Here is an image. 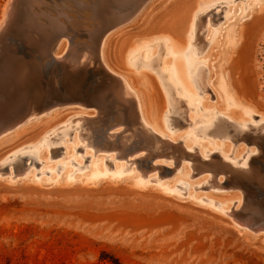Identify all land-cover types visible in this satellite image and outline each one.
<instances>
[{"label": "rangeland", "instance_id": "374dc122", "mask_svg": "<svg viewBox=\"0 0 264 264\" xmlns=\"http://www.w3.org/2000/svg\"><path fill=\"white\" fill-rule=\"evenodd\" d=\"M166 39L182 47L172 52ZM17 69H34L50 107L0 135V264H264V228L253 227L264 222V0H0L1 104L15 98ZM118 77L132 107L116 99ZM174 98L177 131L166 119ZM139 109L195 161L143 148ZM120 140L122 150L107 148ZM218 156L260 176L247 188L205 171Z\"/></svg>", "mask_w": 264, "mask_h": 264}, {"label": "bare ground", "instance_id": "6f19581e", "mask_svg": "<svg viewBox=\"0 0 264 264\" xmlns=\"http://www.w3.org/2000/svg\"><path fill=\"white\" fill-rule=\"evenodd\" d=\"M15 1V0H14ZM123 1V0H122ZM132 1V0H131ZM20 2V1H19ZM91 2V1H90ZM121 2V1H120ZM16 3V2H15ZM11 4H12V2H11ZM90 4V3H89ZM100 4V3H99ZM140 4H141V2H140ZM10 5V4H9ZM13 5V4H12ZM18 5H20V3H18ZM17 7V6H16ZM15 7V8H16ZM10 7H8L7 8V11H8V20L10 19L11 20V18H12V16H13V9H15L14 7H13V9L11 8V10L9 11L8 9H9ZM143 8V7H142ZM136 9V8H135ZM114 10V9H113ZM141 10V9H140ZM126 11V10H125ZM116 12H117V10H116ZM119 12V11H118ZM118 12H117V14H118ZM15 13V12H14ZM130 13V12H129ZM132 13V12H131ZM16 14V13H15ZM14 14V15H15ZM111 14V13H110ZM137 14V13H136ZM116 15V14H115ZM16 16H17V14H16ZM118 16V15H117ZM194 16H195V14H193V16H191V21H192V18H194ZM133 17H135V16H133ZM14 18V17H13ZM114 18V17H113ZM15 20H16V18H14ZM14 19H12V22H13V20ZM115 19V18H114ZM123 19V18H122ZM99 20V19H98ZM202 15L201 16H199L198 17V20H196L195 21V27L197 28V32L195 31V34H196V36L199 38L200 37V35L201 34H199V30L200 29H202ZM10 22V21H9ZM124 22V21H123ZM211 22H212V24L213 23H215V21H212L211 20ZM11 23V22H10ZM100 23V22H99ZM36 24V23H35ZM98 24V23H97ZM17 26V25H16ZM96 29V28H95ZM202 30H200V32H201ZM52 36V35H51ZM98 36V35H97ZM104 36V35H103ZM97 38V37H96ZM54 39V38H53ZM98 39V38H97ZM167 41H168V43H170V46H169V49L172 51V52H178L179 50H180V48L182 47V44L181 43H178V42H176L175 40H173V41H169L168 39H166ZM89 41V40H88ZM104 41H106L105 39L104 40H102V42L99 44V49H98V57L100 58V61H103V56H102V47H103V45L105 44V42ZM201 41H202V38H201ZM94 42V41H93ZM203 42V41H202ZM201 42V43H202ZM50 43V42H49ZM200 42H199V39H198V43L195 45V48H198V49H203L204 51L207 49L206 47L207 46H205L204 44H201ZM95 44V43H94ZM206 48V49H205ZM203 51V52H204ZM54 52V51H53ZM43 53H45V52H43ZM48 54V53H47ZM83 54V53H82ZM91 54V53H90ZM43 55V54H42ZM12 56V55H11ZM10 56V57H11ZM45 56V55H44ZM47 56V55H46ZM90 56V55H89ZM187 55H183L181 58L184 60V61H187V60H185V59H187L188 57H186ZM83 57H85V60L87 59V56L85 55V56H83ZM82 57V58H83ZM14 58V57H13ZM16 58V57H15ZM44 59V58H43ZM76 59V58H75ZM92 59H94V57H92ZM15 60V59H14ZM19 60H20V58H19ZM24 60V59H23ZM91 60V59H90ZM16 61H17V59H16ZM27 61H29V59L27 60ZM67 61V60H66ZM73 61V60H72ZM95 61V60H94ZM12 62H14L13 61V59H12ZM29 62H32L31 60L29 61ZM104 62V61H103ZM21 63V62H20ZM80 63H83V62H80ZM86 63V62H85ZM88 63V62H87ZM91 63H92V61H91ZM30 65H31V63H29ZM67 64H71V63H67ZM89 64H90V61H89ZM102 64V63H101ZM105 64V63H104ZM17 65V64H16ZM27 65V64H26ZM36 65V64H35ZM75 65H76V63H75ZM65 66V65H64ZM83 66V65H82ZM102 66H103V64H102ZM156 66H158V65H155V66H153L152 68H154V67H156ZM29 67H31V66H29ZM69 68H71L70 67V65L68 66ZM104 67V69H106L105 67L106 66H103ZM23 68V67H22ZM32 68V67H31ZM36 68V67H35ZM65 68V67H64ZM69 68H67V69H69ZM73 68V67H72ZM198 68H200V66H198ZM26 69H27V66H26ZM29 69V68H28ZM66 69V70H67ZM108 69V68H107ZM12 70V69H11ZM46 70V69H45ZM45 70H44V72H45ZM187 70V69H186ZM20 71V72H19ZM65 71V70H64ZM78 71V70H77ZM108 71H110V74H111V70H109L108 69ZM177 71H179L178 69H177ZM15 72V71H14ZM13 72V73H14ZM81 72H82V70H81ZM76 73V72H75ZM65 74H66V72H65ZM206 74H207V71H206V69H204L201 73H200V75H199V79H197V83H196V85H198V87L199 88H201L202 90H203V93L204 92H208L209 91V89H208V87H206V83H205V80H206ZM13 75V74H12ZM176 75V74H175ZM10 76V75H9ZM15 77V79H14V83L16 84V87L15 88H13V91H14V89L16 90V92L17 93H15V95H14V97L15 98H13V99H11V100H8V101H11L10 103L9 102H4L3 103V101H2V104L0 103V135L3 133V131L4 130H6V129H8V128H10L11 127V129H12V126L13 127H15V125L19 122V121H21V119H23L24 120V118L25 117H29V115H31V117H33V114H35V116H36V114L38 113V112H42L43 111V114L44 113H47L48 111V108L47 107H50V105L49 106H44L43 105V99H42V94H43V91H42V94H41V92H39L38 90H37V88L35 89L34 87H33V84L36 82V78H37V74H36V72L34 71V69H31V70H26V73L25 72H22L20 69H17L16 70V72H15V75H14ZM43 76V75H42ZM11 77V76H10ZM9 77V78H10ZM41 78V77H40ZM60 78V77H59ZM64 78V77H63ZM62 78V79H63ZM114 78V77H113ZM176 80H178V82L180 83V79H178V78H176ZM39 81V80H38ZM117 81V92L115 91V93H116V97H118V98H116V99H118L121 103H123V104H125V105H128V106H131L132 107V105H133V102L131 101V99H130V97L129 96H135L136 97V95H135V93L127 86V84L123 81V80H121V78H119L118 77V79L116 80ZM7 82V81H6ZM124 82V83H123ZM8 84V83H7ZM115 84V83H114ZM10 85V84H9ZM35 85H37V84H35ZM66 85V84H65ZM77 86V85H76ZM37 87V86H36ZM72 88V87H71ZM7 90V89H6ZM11 90V89H10ZM107 91V90H106ZM12 92V91H11ZM15 92V91H14ZM95 92V91H94ZM114 92V91H113ZM171 92H175V90L174 89H172L171 90ZM44 93H46V91L44 92ZM6 94V93H5ZM47 94H48V97L50 98L51 96L50 95H52L53 93H51L50 92V90L47 92ZM104 94V93H103ZM134 94V95H133ZM71 95H73V89H68L67 88V91H66V96H71ZM96 96V95H95ZM89 97V96H88ZM11 98V97H10ZM132 98V97H131ZM133 99V98H132ZM136 99H137V97H136ZM72 100V99H71ZM138 100V99H137ZM89 101H95L94 99H92V98H90V100ZM231 101H232V104L231 105H239V107L241 108V109H243L244 110V113L247 115V116H251L252 115V118L254 117V115H253V110H252V108L251 107H249V106H245V105H243L242 103H240L239 101H234V98H231ZM95 102H97V101H95ZM181 102V101H180ZM179 102V100L177 99V98H174V99H172V112H170L169 114H167L166 115V119H167V123L169 124L168 125V128L170 129V130H173V131H177L176 130V127L175 126H173L172 124V121H171V115L173 114V113H175V111H176V109H178L179 108V105L181 104ZM132 103V104H131ZM133 107H135V106H133ZM181 107V106H180ZM138 107H136V109H137ZM139 108H140V106H139ZM182 108V107H181ZM52 109V108H51ZM128 109V108H127ZM130 110V109H129ZM140 110V116H141V118H142V120H143V122H144V124H143V122L141 121V119H139L138 117H136L135 115H134V111L135 110H133V112H132V116L134 117V123H137V124H140L142 127V129H140V130H143V132H144V134H145V137L147 138H145L146 140L145 141H143V142H141L140 143V145L143 147V148H147V149H149L150 150V153L151 154H153V155H155V156H160L161 158L163 157V158H172V159H193V158H195V157H193L192 156V154L190 153V152H187L183 147L185 146L184 145V143L182 142V144H183V147L181 146H179V145H175L176 143H178V142H174V141H172V140H170V139H168L166 136H163L162 134H159V133H157L154 129H152V127L150 126V125H148L145 121H144V119H143V117H142V111H141V109H139ZM129 113V112H128ZM135 113H138L137 111L135 112ZM166 114V113H165ZM34 116V117H35ZM39 116V115H38ZM80 116V115H79ZM81 116H83L82 114H81ZM75 117H76V115H75ZM223 117V116H222ZM30 118V117H29ZM181 118V117H180ZM71 119V118H70ZM73 119V118H72ZM131 119V118H130ZM229 119V118H228ZM227 119V121H229ZM28 120V119H27ZM74 120V119H73ZM212 120V119H211ZM72 121V120H71ZM70 121V122H71ZM226 121V120H225ZM231 121V120H230ZM25 122V121H24ZM67 122L68 121H66L65 123H64V126L67 124ZM212 122V121H211ZM233 123H234V127H236V129H240L242 132H244V127L246 126V124L245 123H242V124H239V123H235L234 121H232ZM260 122V121H259ZM20 123V122H19ZM85 123V122H84ZM260 123H263V122H260ZM24 124V123H23ZM73 124V123H72ZM76 124L78 125V126H76V128L77 127H80V124H78V122H76ZM86 124V123H85ZM84 124V125H85ZM189 124V123H188ZM252 124V123H251ZM22 125V124H21ZM63 125V124H62ZM71 125V124H70ZM207 125H209V124H207ZM206 125V126H207ZM211 125H213V123L211 124ZM225 125V124H224ZM255 125V124H254ZM64 126H63V128H64ZM81 126H83V125H81ZM193 126V125H192ZM256 126V125H255ZM17 127V126H16ZM67 127V126H66ZM70 127H72V126H70ZM138 127V126H137ZM180 127V126H179ZM223 127V126H222ZM257 127V126H256ZM58 128V127H57ZM62 128V127H61ZM82 129H83V127H81ZM81 128H80V130H81ZM139 128V127H138ZM220 128V127H219ZM247 128V127H246ZM84 129H86V128H84ZM137 129V128H136ZM223 129V128H222ZM228 129H229V127H228ZM231 129V128H230ZM55 130H56V128H55ZM70 130V129H69ZM75 130V129H74ZM79 130V131H80ZM226 130V129H225ZM224 130V131H225ZM75 131H77V130H75ZM134 131H135V129H134ZM223 131V130H222ZM51 132V131H50ZM64 132H65V130H64ZM83 133H84V131H82ZM218 132V131H217ZM49 133V132H48ZM157 133V134H156ZM199 133H200V135L201 136H207V133L204 131V130H199ZM225 133V132H224ZM253 133V132H252ZM81 134V133H80ZM80 134H79V136H80ZM86 134H88V133H86V131H85V135ZM143 134V133H142ZM194 134V133H193ZM82 135V134H81ZM128 135V134H127ZM141 135V134H140ZM46 136H48V135H46ZM83 136H84V134H83ZM89 136H90V134H88V138L87 139H89ZM50 137V136H49ZM83 138V137H82ZM85 138H86V136H85ZM126 138V137H125ZM142 138H144V137H142ZM228 138V137H227ZM43 139H45V142L43 141V143L42 144H44V146L45 145H48V146H51L52 145V143L50 142V140H49V138H43ZM42 139V140H43ZM121 139V138H120ZM127 139V138H126ZM141 139V138H140ZM244 139V138H243ZM264 139V138H263ZM90 141H91V139H89ZM88 140V141H89ZM256 140V139H255ZM93 142V141H92ZM140 142V141H139ZM51 143V144H50ZM57 143V142H56ZM86 143H87V141H86ZM255 143V142H254ZM54 144V143H53ZM88 144V143H87ZM90 144H91V142H90ZM123 146H124V142H122V140H120V142H119V144L116 146V145H114V144H112V145H108V147L107 148H109V149H116L117 147H118V149H120L121 148V150L123 149ZM106 147V146H105ZM125 147V146H124ZM168 147H170L171 149H169V150H167L168 149ZM98 148H99V146H98ZM101 148V147H100ZM175 148L177 149V151L175 150ZM194 148V147H193ZM109 149H107V150H109ZM103 150H106V149H103ZM31 152V151H30ZM109 153V152H108ZM200 153V152H199ZM17 154V153H16ZM201 154V153H200ZM32 155V154H31ZM201 155H203V154H201ZM123 156V155H122ZM12 158V157H11ZM200 158V157H199ZM198 158V159H199ZM226 158V157H225ZM227 160L229 159V158H226ZM194 161H195V159H193ZM227 160H224L222 157H220V156H218V161L220 162H218L220 165H222V167H220V166H218V163L217 162H214V161H212V162H208V164H206V167H204V166H199V167H204L205 169V171H212V172H222L223 174L225 173L226 175H228V176H231V177H233V179L235 180V184H239V183H243L244 182V186H246L247 188L250 186V184H251V181H252V179H253V177L254 176H256V174L258 175V170L257 169H255V167H253L252 166V168H254V169H252V170H250V167H245L244 165L243 166H238V164L237 165H235L236 163H231L230 161H227ZM232 160V159H231ZM235 161V160H234ZM199 162H200V160H199ZM200 163H202V165H203V162L201 161ZM238 163V162H237ZM248 163V162H247ZM244 164H246V163H244ZM108 167L109 168H112L113 167V165L112 164H109L108 165ZM154 169H158V168H154ZM204 170L202 171V172H204ZM25 170H23V172H24ZM120 171V170H119ZM119 171H115V174H118L119 173ZM260 171V170H259ZM106 172V171H105ZM122 171H120V173H121ZM9 173V172H8ZM114 173V172H113ZM260 173V172H259ZM105 174V173H104ZM114 174V175H115ZM15 175H17V174H15ZM145 175V174H144ZM145 176H147V175H145ZM165 176H166V174H165ZM258 176H260V175H258ZM148 177V176H147ZM149 178V177H148ZM145 178L143 177V176H141L140 175V177H139V179L137 180V182H138V184L139 185H142V186H144V185H147L149 182H150V178L149 179H147V181L146 180H144ZM259 179H260V177H259ZM263 180V179H262ZM260 182H263V181H261V180H259ZM260 182L257 184V189H258V191H260V192H264V190H262L263 189V187L261 188V190H259L260 188H259V186H261V184H260ZM257 183V182H256ZM260 184V185H259ZM263 184H264V182H263ZM243 185V184H242ZM259 185V186H258ZM214 186V185H213ZM221 186V185H220ZM178 190V189H177ZM216 206H218V204L216 205ZM232 210V208H230L228 211H227V213L228 214H231V211ZM263 211V210H262ZM255 212V211H254ZM233 219H235V220H237L240 224H242L243 226H245V227H247L246 226V224L248 223V222H246L245 220H247L246 218H245V220H244V217L241 215V214H238L237 212H235L234 214L232 213V216H231ZM230 217V218H231ZM232 219V220H233ZM248 221V220H247ZM253 220H250L249 221V223L248 224H250L251 222H252ZM259 222H260V220H259ZM239 225V224H238ZM251 225V224H250ZM264 226V222L263 223H260V224H257V225H255V226H253L254 228H264L263 227ZM251 230H253V229H251Z\"/></svg>", "mask_w": 264, "mask_h": 264}]
</instances>
